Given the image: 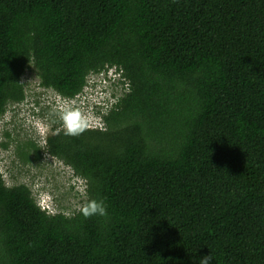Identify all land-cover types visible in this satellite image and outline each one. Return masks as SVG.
<instances>
[{
	"label": "trees",
	"instance_id": "obj_1",
	"mask_svg": "<svg viewBox=\"0 0 264 264\" xmlns=\"http://www.w3.org/2000/svg\"><path fill=\"white\" fill-rule=\"evenodd\" d=\"M111 67L103 125L41 147L107 215L0 173V264H264V0H0V124L29 71L75 99Z\"/></svg>",
	"mask_w": 264,
	"mask_h": 264
},
{
	"label": "rangeland",
	"instance_id": "obj_2",
	"mask_svg": "<svg viewBox=\"0 0 264 264\" xmlns=\"http://www.w3.org/2000/svg\"><path fill=\"white\" fill-rule=\"evenodd\" d=\"M24 81L27 83L26 100L9 108L0 124V173L7 186L24 184L40 205L48 208V203L52 206L49 208L51 211L70 213L68 216H71L79 211L78 207L86 199L85 181L74 175L73 170L62 161L44 153L41 147L49 134L62 129L58 118L62 109L79 108L89 116L92 126L103 125L102 115L100 118L95 116L99 108L96 105L101 98L87 92L81 101L75 103L70 101L73 99L63 98L52 89L40 86L39 78L32 71L24 77ZM100 81V77L89 79V83L96 82L94 88H98ZM110 86L112 88V84ZM127 91L126 86L118 89L117 97L111 98L104 107L115 104ZM103 111H106L105 108ZM31 142L39 146L41 157L38 161L25 162L21 157L22 151H28L34 157V152L26 148Z\"/></svg>",
	"mask_w": 264,
	"mask_h": 264
},
{
	"label": "clouds",
	"instance_id": "obj_3",
	"mask_svg": "<svg viewBox=\"0 0 264 264\" xmlns=\"http://www.w3.org/2000/svg\"><path fill=\"white\" fill-rule=\"evenodd\" d=\"M104 74L107 77L106 78L107 80L106 81L103 80V75L101 74L102 76L101 81L97 83L98 88H94L96 82L88 83V86L85 89L84 93L80 96H77L78 98H75L70 101L78 103L79 101H81L83 96L87 94V92H93L98 97L101 98V101L97 103L96 107L101 105L104 106L111 98H114L111 96V92L107 89L110 87V84L112 83H120L121 72H117L115 68L111 67L109 68L108 72H105ZM117 76L119 77V79H116ZM106 90L107 92H105ZM112 105L113 103L108 107H111ZM58 118L61 122V128L65 136L76 137L83 134L85 131L89 130L92 127V122L89 116L86 115L84 112H82L79 108L68 107L62 109L58 113ZM40 206L42 207L43 210L45 209L49 210L48 203H47L48 208H45L42 205ZM78 210L85 219L90 218L92 216L107 215L106 208L103 202H98L96 200H89L86 203H83L78 207ZM66 215H70V213ZM210 262H211V255L204 256L199 260V264H210Z\"/></svg>",
	"mask_w": 264,
	"mask_h": 264
}]
</instances>
